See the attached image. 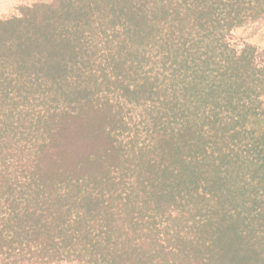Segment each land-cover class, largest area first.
Here are the masks:
<instances>
[{
	"label": "trees",
	"instance_id": "16d2710c",
	"mask_svg": "<svg viewBox=\"0 0 264 264\" xmlns=\"http://www.w3.org/2000/svg\"><path fill=\"white\" fill-rule=\"evenodd\" d=\"M264 0H48L0 19V264H264Z\"/></svg>",
	"mask_w": 264,
	"mask_h": 264
},
{
	"label": "rangeland",
	"instance_id": "374dc122",
	"mask_svg": "<svg viewBox=\"0 0 264 264\" xmlns=\"http://www.w3.org/2000/svg\"><path fill=\"white\" fill-rule=\"evenodd\" d=\"M48 0H0V19L6 18L16 13V8L20 5H28L35 2H46ZM230 40L236 45L251 44L259 52L264 51V16L248 21L235 28L230 36ZM66 264V263H60Z\"/></svg>",
	"mask_w": 264,
	"mask_h": 264
}]
</instances>
